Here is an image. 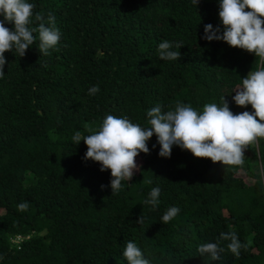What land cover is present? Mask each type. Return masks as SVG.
Instances as JSON below:
<instances>
[{"label":"trees","instance_id":"obj_1","mask_svg":"<svg viewBox=\"0 0 264 264\" xmlns=\"http://www.w3.org/2000/svg\"><path fill=\"white\" fill-rule=\"evenodd\" d=\"M29 2L45 20L55 17L61 40L49 56L39 52L38 40L24 57L5 53L0 264H128L127 241L150 264H264V138L248 146L242 166L229 167L177 146L171 158H162L153 135L150 154L140 153L139 170L115 195L110 170L86 161V144L72 141L77 131L98 130L109 114L147 126L146 113L157 104L167 111L183 102L202 111L223 96L234 114L254 112L232 96L264 62L203 39L205 25L222 27L219 0H200L198 7L192 0ZM164 40L182 44L174 48L181 59H159ZM97 85L100 91L90 95ZM154 187L161 190L155 209L144 204ZM22 202L29 205L23 212L17 209ZM173 206L180 212L164 224ZM229 230L249 244L239 258L227 250L219 261L200 256L199 245Z\"/></svg>","mask_w":264,"mask_h":264},{"label":"clouds","instance_id":"obj_2","mask_svg":"<svg viewBox=\"0 0 264 264\" xmlns=\"http://www.w3.org/2000/svg\"><path fill=\"white\" fill-rule=\"evenodd\" d=\"M199 6L200 0H192ZM36 5L29 0H0V78L5 75L7 64L5 53L15 51L24 57L27 50L38 40V50L42 56L58 51L61 31L56 26L55 17L49 13L47 20L43 13L34 12ZM220 25H205L203 39L223 41L233 48L255 54L264 62V0H219ZM14 24V30L5 24ZM180 42L161 41L158 45V57L161 61L181 59ZM100 91L92 86L89 94ZM232 96L240 107L251 105L254 112L243 111L234 114L229 102L221 97V103H206L202 111L191 104L176 102L167 111L157 104L147 111V126L133 123L128 117L107 115L98 130L88 129L89 135L77 131L72 137L75 145L83 141L87 146L84 159L101 165L100 171L110 170L112 195L122 190V181H131L139 170L137 157L140 153L150 154L148 141L155 135L160 145L159 156L171 158L173 146L189 151L194 157L210 159L213 163L236 167L244 164V153L249 145L264 138V67H258L248 73L242 83L237 85ZM155 147V146H154ZM144 183H152L150 180ZM104 185L101 189H104ZM161 190L151 189L144 204L155 209L160 204ZM29 205L22 202L18 211H26ZM180 212L178 207H170L162 216L167 224ZM142 214L138 224L144 223ZM221 241H227L226 248ZM248 243L242 242L235 231L221 232L216 242H206L198 246L201 257L219 261L225 251L236 258L241 250H247ZM123 256L128 264H150L142 250L132 241H127Z\"/></svg>","mask_w":264,"mask_h":264},{"label":"rangeland","instance_id":"obj_3","mask_svg":"<svg viewBox=\"0 0 264 264\" xmlns=\"http://www.w3.org/2000/svg\"><path fill=\"white\" fill-rule=\"evenodd\" d=\"M138 160V158H136Z\"/></svg>","mask_w":264,"mask_h":264}]
</instances>
